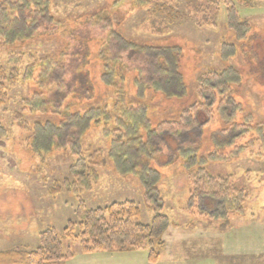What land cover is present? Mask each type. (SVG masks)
<instances>
[{
  "label": "rangeland",
  "instance_id": "1",
  "mask_svg": "<svg viewBox=\"0 0 264 264\" xmlns=\"http://www.w3.org/2000/svg\"><path fill=\"white\" fill-rule=\"evenodd\" d=\"M133 1L51 0V12L63 20L56 31L38 33L28 40L13 44L0 38V66H9V54L22 53V61L18 65L19 76L8 86L7 104L0 106V125L6 132L5 136L0 137V250L36 248L39 234L48 227L61 234L65 227L78 222L76 210L81 203L86 209H93L116 201L131 200L138 204V221L150 222L154 212L144 202V192L138 177L132 173L118 172L108 158L109 137L104 135L102 122L93 124L83 136L84 143L89 146L85 158L96 172L95 179L78 194L62 189L54 195L50 193V188L69 178L76 158L69 148L53 149L47 153L33 152L27 142L29 131L17 126L13 117L14 112L19 110L28 125L35 121L57 122L63 118L65 111H73L77 107L75 105H79L74 93L68 95L58 108L49 103L53 102L52 93L56 86L41 74L37 65L39 59L46 56L57 58L65 66L61 71L63 89L72 87L68 82L73 84V73L88 70V78L93 84V100H83L80 104L94 105L111 101L109 99L114 97L113 91L99 81L101 65L96 44L90 45L91 55L88 59L92 64L78 68L81 50L73 35L84 28L69 30L74 26L72 20L102 10L104 14L115 17L119 23L116 29L119 33L137 43L181 46V70L188 85L187 98L165 100L155 94L149 100L148 110L153 128L163 120L176 118L177 110L196 97V76L207 69L225 65L219 56L220 38L226 32L225 5L212 11L216 25H200L192 18L169 20L168 11L179 10L181 5L184 6L183 0H146L145 4H137L139 6ZM163 1L172 7L162 14L151 13ZM237 11L250 24L249 37H264V0H248L246 4L237 5ZM101 28L91 26L90 31L95 37L105 36L108 29L105 27L101 31ZM228 38L233 41L231 34ZM254 43L250 45L247 40L241 52L228 61L245 73L242 83L233 88V98L239 103L235 121L239 125L249 123L250 127L264 123V86L256 74L249 73L253 67L246 60V54L251 52L250 46ZM72 58L74 63L71 62ZM31 63L34 68L28 78L23 79L26 66ZM251 63L256 65L255 60ZM76 91L81 92L78 88ZM35 92L41 94L44 110L23 106L22 99L31 98ZM126 93L128 99L133 100L135 90L130 76ZM68 104L71 107H67ZM211 117L210 122L203 127L201 153L213 150L209 135L223 128L214 109ZM256 137L255 129H250L236 140L237 145L246 146L237 157L225 162H211L206 166L210 175L223 178L230 176L229 185L247 190L241 211L230 212L227 220L212 218L210 209L204 203L198 205L194 201L192 206L188 204L192 180L181 169V159H176L158 167L162 176L158 184L162 211L168 214L174 224L169 225L162 235L164 244L158 249L156 262L148 261V250L145 248L118 249L112 246L105 251L83 253L79 241L63 238V250H71L72 255L57 264H264V144L257 139L250 147L247 145L249 140ZM234 147L225 148L221 153L226 155Z\"/></svg>",
  "mask_w": 264,
  "mask_h": 264
},
{
  "label": "trees",
  "instance_id": "2",
  "mask_svg": "<svg viewBox=\"0 0 264 264\" xmlns=\"http://www.w3.org/2000/svg\"><path fill=\"white\" fill-rule=\"evenodd\" d=\"M145 1L133 2L139 6L137 4H145ZM247 2L248 0H183L184 6L181 5L179 10L168 11L169 20L192 18L200 25H216V17L212 11L225 5L226 32L220 38L219 50L220 60L225 65L200 72L195 78L196 97L192 102L180 109L178 107L176 118L163 120L154 128L148 110L149 100L155 94L161 95L165 100L182 99L188 95V85L181 70V46L137 43L119 33L116 30L119 23L115 17L109 13L104 14L102 10H95L71 21L74 26L69 30L84 28L73 35L81 50L78 68L92 64L88 58L91 55L90 45L95 43L101 65L99 81L113 91L114 97L102 104H80L83 100H93V84L88 78V70L73 73V84L65 81L72 87L63 89L61 71L65 66L57 58L46 56L39 59L37 65L41 74L56 86L52 93L53 102L49 103L58 108L68 95L74 93L79 105L76 104L73 111H65L63 118L57 122L35 121L28 125L19 110L14 112V120L17 126L29 131L27 142L33 152L47 153L53 149L69 148L76 158L69 178L50 188V193L54 195L62 189L78 194L95 179L96 172L85 158V151L89 146L84 143L83 136L93 124L102 122L104 135L109 137L108 158L118 172L132 173L138 177L144 192V202L154 213L149 223H142L138 221V204L131 200L116 201L93 209H86L81 203L76 210V224L65 227L61 234L52 227L46 228L39 234L36 248L0 250V264H57L67 260L72 252L63 250V238L79 241L83 253L105 251L112 246L118 249L145 248L148 250V261L156 262L158 249L164 244L162 235L169 225L174 224L169 220L168 214L162 211L158 187L162 176L158 167L176 159H181V169L192 180L188 198L190 206L194 201L198 205L204 203L210 209L212 218L222 220H227L230 212L241 211L247 190L229 185L230 176L223 178L210 175L206 166L211 162H225L237 157L246 146L237 145L236 140L250 129H255L257 137L247 142L248 147L257 139L264 144V123L250 127L249 123L239 125L235 121L239 103L233 98V88L242 83L245 73L233 63H228L229 59H234L241 52L247 40L250 45L255 42L250 46L251 52L246 54V60L253 67L249 73L256 74L264 86V37H249L250 24L237 11V5ZM50 6L51 0H1L0 38L13 44L28 40L38 33L50 34L56 31L63 20L54 16ZM171 7L167 1H163L151 13L162 14ZM91 26H102L101 31L106 27L108 31L105 36L95 37L93 31H90ZM229 34L233 36V41L229 40ZM254 60L256 65L251 63ZM21 61L22 53H12L8 57L9 66H0V106L8 102V86L19 76L18 65ZM71 62L74 63V59ZM33 68V63L26 66L23 79L28 78ZM128 76L131 77V85L135 90L133 100L128 99L126 93ZM77 88L81 90L80 93L76 91ZM110 103L112 107L109 108ZM22 104L32 110H42L45 106L39 92H35L31 98L22 99ZM67 107H71L70 104ZM212 109L217 112L223 128L209 135L213 150L201 153L203 127L210 122ZM5 134V128L0 125V137ZM234 145L227 156L222 154V150Z\"/></svg>",
  "mask_w": 264,
  "mask_h": 264
}]
</instances>
